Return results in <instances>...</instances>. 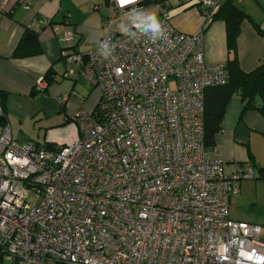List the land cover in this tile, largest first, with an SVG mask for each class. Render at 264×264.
Segmentation results:
<instances>
[{"label": "built area", "instance_id": "obj_1", "mask_svg": "<svg viewBox=\"0 0 264 264\" xmlns=\"http://www.w3.org/2000/svg\"><path fill=\"white\" fill-rule=\"evenodd\" d=\"M191 1L204 20L191 34L171 25L169 0H106L96 46L77 51V32L58 36L62 76L96 88L99 100L66 116L75 138L52 150L18 143L0 124V264H264L261 226L228 212L253 167L229 161L226 173L204 144L205 91L228 80L225 62L204 60V27L224 0L180 3ZM148 2L161 39L117 31L114 19ZM49 26L36 18L25 29ZM33 87L44 95L45 77ZM71 95L56 97L60 107Z\"/></svg>", "mask_w": 264, "mask_h": 264}, {"label": "crops", "instance_id": "obj_2", "mask_svg": "<svg viewBox=\"0 0 264 264\" xmlns=\"http://www.w3.org/2000/svg\"><path fill=\"white\" fill-rule=\"evenodd\" d=\"M2 1L0 0V3ZM71 1L6 0L4 8L0 9V91L5 93L4 111L10 134L18 143L34 141L12 128L10 123H15V117L19 121L21 117H30L32 121L42 119L43 115L46 118V113L51 110L63 111L66 115L59 116L58 122L46 123L50 125L48 129L53 130L48 133L45 142L57 146L71 142L77 132L74 125L66 122V116L81 108L92 111L99 100L96 88L83 81L62 76L65 66L60 59L62 45L57 38L64 31L77 32L80 39L75 50L87 51L96 46L106 34L103 23L109 18V11L106 1L104 5L93 4V8L98 6L99 9L92 11H83ZM169 1L170 23L176 30L191 34L201 27L204 20L199 2L184 4L180 3L181 0ZM23 2L30 3V10L23 8ZM237 4L243 7L241 0H238ZM131 12L130 9L124 11V17ZM150 14L151 12H147L142 17ZM124 17L113 20L117 31L136 29L138 19L122 22ZM36 18L49 19L55 27H45L34 37L24 40L25 34L28 33L26 25L34 23ZM259 21L260 28L264 29V20ZM82 37L84 42L81 44ZM20 49L24 54L19 53ZM32 50L34 51L31 54ZM203 56L207 63H226L227 59H235L241 71L249 72L264 61V36L258 33L250 21L243 20L236 38L235 50L228 53L224 23L215 18L204 27ZM41 75H48L49 81L44 95L36 93L33 87L35 80ZM62 93L72 95L68 102L60 107L56 97ZM243 106L239 93L229 99L212 148L219 152L226 173L229 171L226 165L229 161L249 162L252 165L255 179L241 181L239 194L231 200L236 204L243 201L255 204L256 199H253L247 190L249 187L252 190L264 188V178L261 176L264 169V117L256 109L244 110ZM11 111L12 118L9 116ZM54 123L60 124L54 126Z\"/></svg>", "mask_w": 264, "mask_h": 264}, {"label": "trees", "instance_id": "obj_3", "mask_svg": "<svg viewBox=\"0 0 264 264\" xmlns=\"http://www.w3.org/2000/svg\"><path fill=\"white\" fill-rule=\"evenodd\" d=\"M238 0H224L217 11L212 14L211 21L219 18L224 23L225 40L227 52L235 50L236 38L240 31V24L243 20L251 22L253 27L264 36V29L256 23L252 16L246 10L237 4ZM264 13V3L262 0H254ZM210 21V22H211ZM32 40V39H31ZM26 41H24L25 43ZM18 50V49H17ZM16 50V51H17ZM23 50L20 49L19 53ZM34 50L30 53L32 54ZM24 54V53H21ZM226 70L228 80L225 85L212 87L205 91L204 97V144L206 148H212L214 136L220 130L224 109L229 99L235 94L239 96L244 103L243 109H256L264 117V61L259 63L249 72H243L239 69L235 59H227ZM47 83L48 75H44ZM5 93L0 91V103L4 111ZM0 124H7L5 116L0 117ZM47 150L55 148L53 144H46ZM264 178V169L261 172Z\"/></svg>", "mask_w": 264, "mask_h": 264}, {"label": "rangeland", "instance_id": "obj_4", "mask_svg": "<svg viewBox=\"0 0 264 264\" xmlns=\"http://www.w3.org/2000/svg\"><path fill=\"white\" fill-rule=\"evenodd\" d=\"M106 0H72V4L76 5L77 8L85 11L86 9L91 10L94 9L92 6L93 4H99L104 5ZM262 3H264V0H262ZM241 5L252 15V18L257 21L259 24V20H264V13L260 6L254 1V0H241ZM153 3H143L140 4L130 10H132L131 13H129L128 16L124 17V13L122 16L124 19L121 21H129L133 18L142 17L147 12L153 11ZM95 10V9H94ZM98 11V10H97ZM99 13V12H97ZM84 42V38L82 37L81 44ZM68 79V78H67ZM13 112H9V116L12 118ZM65 113L61 110H51L46 113V118L41 117L42 119H35L31 121V118H20L21 121H19L16 117L15 123L9 121L10 124H12V128L16 131H20L24 134L26 138L29 140H32L36 143L46 145L50 142H45L46 137L49 132H51L53 129H48L50 125H47L46 123L49 121L51 122H58V117L63 116ZM66 115V114H65ZM60 123H54V126L58 125ZM55 141V140H54ZM45 142V143H44ZM56 142V141H55ZM54 144V143H52ZM257 182V181H256ZM247 193L251 195L253 199H256L257 203L251 204L248 202H241L239 204H236L234 201L231 200L229 205V214L230 218L232 220L236 221H244L250 224L259 225L262 228V231L264 233V188L258 187L256 189H249L247 190ZM3 264H10V262L4 258Z\"/></svg>", "mask_w": 264, "mask_h": 264}, {"label": "clouds", "instance_id": "obj_5", "mask_svg": "<svg viewBox=\"0 0 264 264\" xmlns=\"http://www.w3.org/2000/svg\"><path fill=\"white\" fill-rule=\"evenodd\" d=\"M138 23H136L135 27L140 32L144 33L147 37V33H151L150 39L152 41H157L164 36V29L162 28L161 21L159 20L157 14L153 11L150 15L146 17H138ZM126 35V33H124ZM108 59V58H105Z\"/></svg>", "mask_w": 264, "mask_h": 264}, {"label": "water", "instance_id": "obj_6", "mask_svg": "<svg viewBox=\"0 0 264 264\" xmlns=\"http://www.w3.org/2000/svg\"><path fill=\"white\" fill-rule=\"evenodd\" d=\"M30 37H34V35L33 34H31V33H27V34H25V36H24V40H26V39H28V38H30Z\"/></svg>", "mask_w": 264, "mask_h": 264}]
</instances>
